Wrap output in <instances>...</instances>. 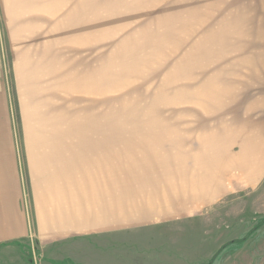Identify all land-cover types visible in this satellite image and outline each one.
Segmentation results:
<instances>
[{"label":"rangeland","instance_id":"374dc122","mask_svg":"<svg viewBox=\"0 0 264 264\" xmlns=\"http://www.w3.org/2000/svg\"><path fill=\"white\" fill-rule=\"evenodd\" d=\"M197 37L196 0H0V178L24 220L0 264H264V178L196 216L226 123L196 104ZM79 128L98 132L58 136Z\"/></svg>","mask_w":264,"mask_h":264},{"label":"crops","instance_id":"0c3cea01","mask_svg":"<svg viewBox=\"0 0 264 264\" xmlns=\"http://www.w3.org/2000/svg\"><path fill=\"white\" fill-rule=\"evenodd\" d=\"M197 30L199 45L196 49L210 58L196 69V104L208 105V109L215 105L219 117L226 121L224 127L213 128L214 134L211 130L206 134L216 137L208 140L210 146H216L209 151L208 159L196 158V216H200L202 210L228 199L233 191L252 188L264 178V0H196ZM94 132H98V128L69 129L58 136L87 137ZM233 136L240 146L236 154L232 152ZM217 137H227L229 145ZM78 143L73 142L68 148L80 165L81 155L75 149ZM140 144L149 146L150 141L140 140ZM218 146L221 151H227L223 155L217 153ZM82 161L83 165L86 163L85 176L90 179V168L98 167L99 159L84 156ZM7 187L8 181L0 178V241H3L0 243L16 232L15 223L10 224L13 217L17 215L22 224L24 222L23 213L18 210L19 215H15L13 212L15 204L10 201ZM119 202L120 199L116 201ZM181 214L187 215L184 211ZM116 221L104 228L116 229ZM76 228L86 229L82 225ZM211 253L208 251L204 256L200 253L196 260L207 259Z\"/></svg>","mask_w":264,"mask_h":264},{"label":"trees","instance_id":"16d2710c","mask_svg":"<svg viewBox=\"0 0 264 264\" xmlns=\"http://www.w3.org/2000/svg\"><path fill=\"white\" fill-rule=\"evenodd\" d=\"M239 241H244V239H238L237 242H239ZM231 242H235V241H231ZM231 244H233V243H231Z\"/></svg>","mask_w":264,"mask_h":264}]
</instances>
